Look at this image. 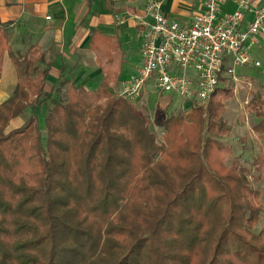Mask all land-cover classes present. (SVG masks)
Returning a JSON list of instances; mask_svg holds the SVG:
<instances>
[{
    "label": "trees",
    "instance_id": "trees-1",
    "mask_svg": "<svg viewBox=\"0 0 264 264\" xmlns=\"http://www.w3.org/2000/svg\"><path fill=\"white\" fill-rule=\"evenodd\" d=\"M4 51L17 85L0 105V264H264V200L247 180L264 178V157L240 167L243 148L233 169L223 163L228 79L205 109L156 123L159 142L136 103L114 96L118 56L97 90L69 80L47 90L40 48L23 55L0 42ZM41 105L43 130L32 116L8 131ZM247 106L264 141V84Z\"/></svg>",
    "mask_w": 264,
    "mask_h": 264
},
{
    "label": "crops",
    "instance_id": "crops-1",
    "mask_svg": "<svg viewBox=\"0 0 264 264\" xmlns=\"http://www.w3.org/2000/svg\"><path fill=\"white\" fill-rule=\"evenodd\" d=\"M252 1L259 6L261 0ZM204 2L163 0L162 11L168 21L185 25L203 12ZM235 9L233 0H224L220 13H232ZM252 19L253 14L247 13L244 23ZM151 21L144 12L143 0H0V42L23 55L31 46L42 50L50 65L47 90L57 88L64 80L72 81L77 89L97 90L105 76L103 66L108 58L118 56L121 70L119 81L112 85L115 93L120 83L128 80L140 65V34ZM93 34L98 38H93ZM107 40L114 49L109 48ZM253 57L260 68L261 62L256 55ZM249 78H246L249 83L258 81ZM16 85L15 68L8 51H4L0 59V105L9 99ZM151 91L156 94L147 86L140 102L148 105L146 94ZM156 95L161 98L160 103L164 102V95ZM44 114V105L28 109L24 116L9 123L8 131L21 128L32 116L38 121Z\"/></svg>",
    "mask_w": 264,
    "mask_h": 264
},
{
    "label": "built area",
    "instance_id": "built-area-1",
    "mask_svg": "<svg viewBox=\"0 0 264 264\" xmlns=\"http://www.w3.org/2000/svg\"><path fill=\"white\" fill-rule=\"evenodd\" d=\"M143 1L152 21L140 34V65L120 83L117 99L137 103L150 86L158 95L176 94L186 109L194 104L206 108L225 78L237 90L250 86L234 68L260 66L249 50L256 44L264 51V0L259 6L252 0H233L236 9L228 14L220 13L224 0H205L203 12L185 25L167 20L163 0ZM247 13L253 19L245 24Z\"/></svg>",
    "mask_w": 264,
    "mask_h": 264
},
{
    "label": "rangeland",
    "instance_id": "rangeland-1",
    "mask_svg": "<svg viewBox=\"0 0 264 264\" xmlns=\"http://www.w3.org/2000/svg\"><path fill=\"white\" fill-rule=\"evenodd\" d=\"M258 44L261 42L260 39H256ZM259 47L253 45L249 50L250 54L256 55L258 60L261 62V67L254 69L253 67H236L235 75L241 78H257L254 83H250L248 85H241L238 87V90L231 85L229 80L227 81V87L232 88V99L226 101L225 103V112L223 113L224 120L227 122V125L230 126L231 131L229 134L220 138L221 145L225 148L231 150V154L224 152L223 154V163L227 169H233L232 161L236 158L239 154H241V150L244 148V161L237 160L238 166L241 167L242 164L245 165L247 162H253L255 158L258 156L264 157V141L260 140L259 137L256 138L254 133L252 132L251 126L256 124V120L252 118L250 111L248 110V102L250 101L252 94H258L260 91V87L264 84V51H258ZM254 58V57H253ZM125 76V75H124ZM228 79V78H227ZM247 81V80H246ZM249 82V81H247ZM162 100L164 102L160 103V99L155 93L148 92L146 97L148 98V105L144 102L139 100L134 107L135 109L141 114L144 120L147 123L153 124L155 128V132L157 134L156 138L157 141L162 142V133L160 132L159 128L156 126V123H160L165 118H167L171 113L176 111L179 108L183 107V110L186 111L187 109L184 108L185 104L183 101L176 95V94H166L164 95ZM170 97L171 104H167V98ZM104 101L101 102V104ZM158 103V105L156 104ZM205 109V108H204ZM205 112V110H204ZM43 117L40 116L38 119V125L41 130H43ZM243 144H245L243 146ZM234 162V161H233ZM242 163V164H241ZM250 164V163H248ZM256 170L252 171V174L248 176L247 180L251 184L252 191L260 190L261 191V201L264 200V178L261 181L256 182L254 179V175H257ZM262 177H264V169H262ZM264 204V201H262ZM264 208V206H262ZM264 228V209H262V214L259 220V224L257 229L260 230Z\"/></svg>",
    "mask_w": 264,
    "mask_h": 264
}]
</instances>
